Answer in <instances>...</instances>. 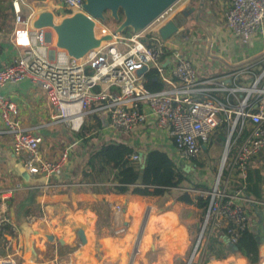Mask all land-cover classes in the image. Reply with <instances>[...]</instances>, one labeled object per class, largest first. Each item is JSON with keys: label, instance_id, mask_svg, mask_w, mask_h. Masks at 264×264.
<instances>
[{"label": "built area", "instance_id": "obj_1", "mask_svg": "<svg viewBox=\"0 0 264 264\" xmlns=\"http://www.w3.org/2000/svg\"><path fill=\"white\" fill-rule=\"evenodd\" d=\"M10 1L14 20L8 40L13 53L7 61L0 56V88L25 80L38 85L52 109L50 117L70 131H80L88 116L96 113L108 120L107 127L117 131L145 126L161 135L166 133L175 160L184 168L192 167L213 133H223L224 150L214 184L207 190H195L208 199L205 227L196 240L199 264L208 227L207 234L218 228L227 241H239L240 231L249 226L243 203L252 199L242 195V186L232 192L227 187L235 176L238 180L253 174L264 189V158L256 160L264 151V53L231 65L219 76L199 75L194 59L178 48L166 58L163 45L169 39H161L159 29L189 2L178 0L146 28L129 36L105 25L97 34L95 27L100 20H95V37L109 35L110 39L74 57L55 45L50 27L33 26L42 11L32 15L27 0ZM53 4L62 10L61 18L84 11L83 0H53ZM47 11L52 13V23H59L53 10ZM225 21L227 29L243 39L262 32L264 0H229ZM143 67L146 69L138 74ZM151 69L164 84L163 89L146 88L144 74ZM0 120L11 136L13 153L25 156V172L30 178L38 177L37 186L42 190L54 186L52 178L67 166L72 145L65 143L55 157L43 156L41 136L21 126L16 103L2 93ZM18 188L19 184L13 189ZM115 231L120 234L124 227ZM0 264H16L15 255L0 256ZM255 264H264V256Z\"/></svg>", "mask_w": 264, "mask_h": 264}, {"label": "crops", "instance_id": "obj_2", "mask_svg": "<svg viewBox=\"0 0 264 264\" xmlns=\"http://www.w3.org/2000/svg\"><path fill=\"white\" fill-rule=\"evenodd\" d=\"M27 2L31 6L32 15H36L40 11L48 9V10H53L55 12V15L58 16L56 17L58 20L62 19L61 18L62 11L60 12L59 5L53 4V0H44L43 2H38V3H34V2L31 3L29 1ZM187 4L188 6L190 5V8L192 6L195 7V10L192 14L193 15L192 19H194V22L193 23L191 22L192 26L198 24L206 28H212L214 30V35H216L217 40L219 41V43L223 48V51L219 54V57H217L215 60L213 58H210L208 60L210 62L213 60L211 62L210 68L208 66H205L204 62H202L201 60L192 57L194 59L195 68L199 73V75L201 76L222 75L226 71V69L229 68L231 65L238 62L254 60L259 55L264 53V26L262 32L255 33L247 39H243L242 37L236 36L227 29L225 23L226 22L225 17L227 10L229 8V0H206V1L201 0L198 4H193L192 6L189 0ZM186 5L182 6L180 9L182 10V8L185 7ZM187 12L189 11L187 10ZM181 28H182L181 31H187L185 27L181 26ZM195 48H198V46H196ZM215 52L216 53L218 52L217 49L215 50ZM11 53L13 52H10L9 48L2 51L0 53V56L1 55L4 56L2 61L9 60L11 58ZM20 82H24V84H22L19 87H16V90H14V92H16L15 94L12 92L6 93L5 91H3L4 86L0 88V93L8 96L11 100H13L16 103V105L17 103L20 104V102L23 101L21 100L23 96H21L20 93L26 95L28 99L31 100V102L33 103L32 106H36L38 99L42 100L43 104H45L46 100H45L44 92L40 89L38 85L26 80ZM37 90L42 91L41 93H43V95L38 93ZM19 120H20V114H19ZM21 120L23 124L21 125L22 127L32 130L33 132H37L39 135L41 133V128L43 129L46 126L44 125V123L40 124L38 120H34V118H30V117L28 120L23 118ZM23 120L26 122H24ZM39 120L41 121V119ZM140 128H147V130H150L152 134L157 137L156 139V141L158 142L157 146L159 148H163L166 152L170 153L175 158V151H173L174 148L171 143V139L164 135L166 133L161 135V133L157 132L154 129H150L145 126H141ZM11 143H12L11 136L3 129V125L0 120V201L2 197H12L14 190H17L13 188L17 184H19V188H18L19 190L22 189L23 191V189H29L28 191L24 190L25 192L23 193H21L20 191L19 198L21 199V205L27 204L25 201L26 198H29V200L31 199V202L28 203L32 207L33 217L29 221H22L21 223L16 225L15 219L13 218L14 217L13 209L10 208L9 217L11 223L14 225V227H16L15 229L16 236L14 238V235L11 234L12 230L8 234L4 233L3 238L0 236V256L5 255V253L9 251L11 252L19 251L20 252L19 255H21L22 260H24L23 264H34V261L41 258V255L43 254L45 249H47L48 246L50 247V249H52V247L54 248L55 246L51 254V256L53 257L51 258V260H48L47 262L48 264H63V262L67 263L69 258L71 257L70 255L77 250L78 247L71 246L73 247L74 250L71 253H69L68 257L67 258L63 257L64 259L63 258L59 259L58 251H57L58 243L54 244L56 240V236L54 235V233L57 234V231L52 232V230H47L46 228L48 226H46V224L45 225L37 224L38 222L37 219L36 221H34V213H35L34 211L37 205H41L39 204L40 203L39 198L41 197L51 198L53 199L54 202H58V201L69 202L71 206H74V210H71V214H76L80 211L81 212L83 211L79 206H77L79 203H81V205L82 203L84 204L87 203L89 205V203L92 201L105 200L111 203V208L113 207V204L114 205L120 203L126 204V213L129 212L130 215L132 216L131 219L132 224L128 230L130 232L136 231L137 222L138 219H140V215L142 214L141 215L142 217L145 214V212L143 214V211L147 209L150 210V212L146 216V220H147L146 231L143 232L139 237L138 243L136 244V248H135V252L138 254H143V257H140L139 260L137 261L133 260L131 263L127 262L126 264H174V260L172 258L173 253L183 252L185 250V247L187 245L188 230L186 224L180 220L181 218L178 219V214L182 212L195 214L194 212L196 208L195 206H193L192 203L183 202L171 196H142V195H134V194L96 193V192H87L82 190L68 191V192H48L49 193L48 194L44 192L46 190H42L37 186L38 177H35L33 179L30 178L29 175L28 177L24 175L25 169L23 171L21 167L25 166L24 165L25 156L14 154L12 151ZM206 148L207 147H205V149L203 150H206ZM40 151L41 154L43 155V150H41V148ZM57 154L58 152L53 153L51 158L55 157ZM262 158H264V152H261L260 155L256 157V160H260ZM176 164L179 165L177 161ZM182 167L184 168L183 165ZM187 169L191 171V169L193 168L190 167ZM237 183L239 187L242 186V189L248 188L259 194V200L256 201L252 199V201H247L250 203H255V205L250 206L252 208V212L250 213L248 227L253 231H257L258 227H261L262 225L264 228V221L262 220V218L264 219V217H262L263 214H261L263 212L259 208L260 205L264 204V189L259 186L253 174H249L247 178L238 179ZM53 184L54 186H52L51 188H57V187L59 188L66 186L65 183L55 184L53 182ZM10 189L13 190L10 191ZM30 190L35 191V194L33 195L29 194L28 192ZM61 196H69L70 198L61 200ZM50 205L51 203L49 202V204H46L45 208L49 207ZM84 209H86V211H89L87 207H85ZM153 210L163 212L162 215H164L165 223L162 226L159 224L157 218L154 217V213L151 212ZM89 213H92L94 215L92 211H89ZM47 214L49 213L47 212ZM112 218L113 216H111V226H112ZM42 225L43 227H41ZM83 231L86 232V230L84 229ZM155 232H157L160 235V240L158 241L159 243L157 244L163 248V252L155 258H149L146 257L145 255H147L150 252L151 248L153 247L150 234ZM49 236H52V239H49ZM45 237H47V240L49 242H47L46 239L44 240ZM141 237L144 239V242H141L140 245L138 246ZM8 238H11V242L14 240L13 241L14 243L12 245V247H14L15 249L14 251L11 249L12 247L6 242ZM101 238L104 248L106 250H110L112 253H116V252L124 253L126 245L113 244L110 234H103ZM239 241L247 245L251 250L258 252L259 259L262 256H264V244L263 245L260 244L257 251L254 247V245L257 244L249 240L247 237L240 235ZM61 245H65V244H61ZM9 246L11 248H9ZM21 251H23L22 254ZM82 252L79 251L77 252V254L75 255V261H73V263L71 264H100L95 261V259L93 258V256H91V254L86 255L85 253ZM230 261L233 262L232 264H245V263L247 264L246 259L236 252L229 254L225 259H221V260L210 259L209 262H207L206 264H230L229 263ZM186 262L183 261L181 264H186ZM115 264H122V260H119Z\"/></svg>", "mask_w": 264, "mask_h": 264}, {"label": "rangeland", "instance_id": "obj_3", "mask_svg": "<svg viewBox=\"0 0 264 264\" xmlns=\"http://www.w3.org/2000/svg\"><path fill=\"white\" fill-rule=\"evenodd\" d=\"M179 4V3H178ZM182 9H186L189 12L187 15L182 14L181 12H178V14L174 17V20L181 25L182 27H185L187 31H182L179 34L172 35L169 37V41L167 43H164L163 45V55L166 56V58L171 57V53L174 49L178 48L182 50V52L188 56L195 57V59L201 60L204 62L205 66L211 67V62L208 61L210 58H213L214 60L219 57V54L223 51V48L219 41L217 40L216 35H214V30L212 28H206L204 26H200L196 24L195 26H192L191 22H194V19H192V14L194 11H191L190 5L188 4L183 7ZM29 11V9H28ZM47 11V10H46ZM62 10H60L61 12ZM54 12V11H53ZM55 13V12H54ZM62 14V12H61ZM105 20L100 21V23H97L96 25V32L99 33L98 29L101 25H105L109 27L110 29H115L118 25L119 21L112 19L109 16V13L105 12ZM123 35L129 36L132 34V31L130 28H126L123 32ZM155 35V34H154ZM187 35V37H186ZM10 47L9 40L7 42ZM198 46V48H195ZM8 47V48H9ZM217 49V53L215 50ZM214 56V57H213ZM220 63V61H219ZM24 84V82H15V83H7L3 87V91L6 93L14 92L16 90V87L21 86ZM38 93L43 95L41 93L42 91L37 90ZM21 98L20 104L17 103V107L20 114V123L22 124V118L28 120L30 118H34V120H38L40 124L44 123L45 128H41V139L42 142L40 144L41 150H43V156H49L51 157L53 153L58 152L61 147L64 146L66 142L69 141L71 138L74 139L75 135L74 132L70 131L65 124L54 122V120L50 117V111L52 110L49 105L46 103L43 104V101L38 99L36 106H32L31 100L28 99V97L22 93H20ZM46 112V113H45ZM23 113V114H22ZM41 119V121L39 120ZM24 121V120H23ZM26 122V121H24ZM88 124L94 122L93 120H90V117L86 120ZM25 124V123H24ZM108 125L102 127V128H96L88 132L86 136H91V138H88V142L83 144L82 150L77 149V153H82L84 149H87L89 145H99V143L103 141H107L110 139L113 140H126L132 145H136L139 148H147V147H158V142L156 141L157 137L152 134L150 130H147V128H137L129 132H122L117 131L114 129H111L110 127H107ZM217 132L213 133L211 136L210 142L207 144L206 150H203L202 153L199 155L198 158H196L192 162V168L189 174V178L191 179V182H202L205 185H207L209 188H211L214 184L215 177L217 175V172L220 167L221 158L224 150V144L225 140L217 139L218 137ZM85 136V137H86ZM83 139H78V144L83 143ZM175 151V150H173ZM174 153V152H173ZM71 162V161H70ZM195 162H201V166H196ZM69 169V164L66 166V172ZM63 187H57V188H48L46 193L48 192H62ZM178 193L177 191L173 192L172 194ZM49 194V193H48ZM9 197H2L0 201V236H2L4 233H9V208L13 209L14 213V219H15V203L16 201L9 202ZM45 200V201H44ZM62 200V199H61ZM39 201L41 205H37L35 208L34 213V221L36 219L38 220L37 224H43L48 226L47 230H52L56 236L55 243H61V244H67L70 247H78L77 250L72 253L67 263L63 264H71L73 261H75V255L77 252H87L88 254H91L95 261L100 264H115L119 260H122V264L131 263L133 260H139L140 257H143V254H138L135 252L136 244L138 243V239L141 236L143 232L146 231V216L150 212V210L143 211V214H145L138 219L137 222V229L136 231H128L129 227L132 224V216L130 213H126V204L120 203L117 205L113 204L112 207V226L107 228L105 233H96L95 231V221H96V215L95 213L88 207L89 205L86 203L78 204L83 211L78 212L76 214H71V210H74V206H71V204L67 201H58L54 202L53 199L47 198V197H41L39 198ZM44 201V202H43ZM158 201V200H157ZM155 201V202H157ZM51 203V205L47 208H45L46 204ZM11 204V205H10ZM13 204V205H12ZM81 205V206H80ZM244 207L248 211V215L250 217V213L252 212V208L248 204H244ZM260 205V204H259ZM118 206V207H117ZM193 206H195L193 204ZM85 207L88 208L89 211H92L94 213V220L93 225L90 228L89 231H87L81 224V222L78 220L79 215H84V218H87L89 215V211H86L84 209ZM195 214L192 213H179L178 219L181 218L184 222L187 223H198L200 224L199 231L197 233H187V245L185 247V250L183 252H175L172 255V258L174 260V264H181L183 261L186 262L194 249L198 234L200 232L201 226L203 224V220L206 214V211L203 212L201 208H198L195 206ZM260 210L264 211V204L260 205ZM207 210V208H206ZM47 212L49 214H47ZM154 213V217L157 218L159 224L162 226L165 222L163 212H159L156 210L151 211ZM43 219V222H42ZM16 222V221H15ZM42 222V223H40ZM183 222V223H184ZM43 225L41 227H43ZM26 226V225H25ZM24 226V227H25ZM38 226V225H37ZM66 226L69 229L70 238H66L62 233H60V230ZM124 227V231L120 234L116 233L115 229L117 227ZM79 228H83L86 230L84 232L85 234V241L83 242L80 237L78 236V230ZM16 229V227H15ZM12 231H14V227L12 228ZM5 234V235H6ZM53 234V233H52ZM103 234H110L112 238L113 244H123L126 245V248L124 250V253H112L110 250H106L104 248V245L102 243ZM151 241L153 244V247L151 248L150 252L145 255L149 258H155L158 255H160L163 252V248L159 246L157 243L160 240V235L155 232L151 233ZM125 238V239H124ZM194 238V240H193ZM47 242V237L44 238ZM4 240V239H3ZM131 240V241H130ZM14 241V240H13ZM11 242V238H8L6 242L12 247L14 242ZM46 243V242H45ZM2 245V244H1ZM9 246V248H11ZM49 247V246H48ZM45 249L43 254L41 255V258L34 261V264H48V260H51L53 256L52 249L50 247ZM22 248V247H21ZM13 251L15 250L14 247L11 248ZM153 250V251H152ZM23 251H21L22 254ZM13 253L16 258V264H23L24 260H22V257L19 251L14 252H7L6 254ZM4 255V256H5ZM64 259V258H63ZM67 260V259H66ZM72 260V262H71ZM126 261V262H125ZM199 256L198 251L195 252V254L192 257L190 264H199ZM230 264L233 262L230 261ZM246 264V263H245Z\"/></svg>", "mask_w": 264, "mask_h": 264}, {"label": "trees", "instance_id": "obj_4", "mask_svg": "<svg viewBox=\"0 0 264 264\" xmlns=\"http://www.w3.org/2000/svg\"><path fill=\"white\" fill-rule=\"evenodd\" d=\"M31 3L43 2L44 0H27ZM201 0H190L191 6L198 4ZM206 1V0H205ZM24 10V9H23ZM178 14V13H177ZM176 16V15H175ZM174 16V17H175ZM123 14L119 10V19L122 20ZM13 5L10 0H0V53L9 47L8 35L13 28ZM10 48V47H9ZM146 88L151 91H157L164 88V84L157 78L156 71L151 69L144 74ZM94 122L88 124L85 122L80 131L74 132L75 138L67 143L71 144V152L68 157L69 169L66 172V167L61 173L55 175L52 180L55 184L65 183L61 189L62 192L68 191H87L96 193H116V194H134L142 196H171L177 200L192 203L203 212L206 211L208 199L200 196L195 190H207L209 187L198 181L191 182L189 178L190 171L186 172L182 165H177L175 158L163 148L147 147L139 148L132 145L126 140H107L99 143V145H89L82 153H77V149L82 150L83 144L88 142L86 136L88 132L96 128H102L108 124V120L101 114H90ZM86 136V137H85ZM82 138L83 143L78 144V139ZM217 139L225 140V135L219 133ZM132 154L139 155L137 159H131ZM71 161V162H70ZM196 166H201V162H195ZM71 183V185H70ZM239 185L237 177L231 179L227 191L232 192ZM22 189L14 190L13 196L9 197V202L15 203V224L18 225L22 221H29L33 217L32 207L28 202L31 199L26 198L27 204L21 205L19 192H25ZM177 191L178 193L172 194ZM29 194H35V191L30 190ZM241 193L244 197L253 200H259V194L248 189L241 188ZM125 196V195H124ZM70 198L69 196H61V199ZM80 204V203H79ZM244 204L250 206L255 203L245 201ZM11 205V204H10ZM13 205V204H12ZM96 215L95 231L98 234L105 233L107 228L111 226L112 208L111 203L105 200L92 201L88 206ZM10 211V208H9ZM264 217V211H262ZM78 216V220L84 228L89 231L93 225L94 215L89 213L87 218ZM184 222L182 219H180ZM264 221V219L262 218ZM189 233H197L200 228L198 223H186ZM10 224V223H9ZM4 226V225H3ZM2 226V227H3ZM1 227V228H2ZM14 226L10 224L9 232ZM0 228V229H1ZM206 231V245L201 257V263L206 264L210 259L221 260L231 254V244L237 246L236 253H239L246 259L247 264H255L259 260V253L251 250L241 241L231 243L227 241L224 233L214 228L210 231L209 227ZM66 238H70L69 229L62 228ZM11 233H13L11 231ZM242 236L247 237L258 251L259 245L264 244V228L263 225L258 227L257 231L251 230L249 227L240 231ZM2 237V236H1ZM194 240V238H193ZM73 247L69 245L57 244L59 259L67 258L69 253L73 251ZM90 255L87 252H82Z\"/></svg>", "mask_w": 264, "mask_h": 264}, {"label": "water", "instance_id": "obj_5", "mask_svg": "<svg viewBox=\"0 0 264 264\" xmlns=\"http://www.w3.org/2000/svg\"><path fill=\"white\" fill-rule=\"evenodd\" d=\"M178 0H83V10L72 15L65 16L57 24L52 23V13L50 11H42L37 19L33 21L34 27H50L55 34V45L58 48H63L67 53L74 57H80L92 48L97 47L101 40H109V35H104L101 38H96L94 35L95 20L104 21L106 16H109L119 21L114 29L118 32H123L126 28H130L132 32H140L152 23L159 15L174 5ZM119 10L122 11L123 18L119 19ZM195 7H191L194 11ZM181 13L187 15V10L182 9ZM180 25L173 19L168 20L159 29L161 39H168L178 31ZM187 37V35H186ZM146 67L137 71L141 74ZM24 171V167H21ZM185 171L187 165L185 166ZM24 175L28 177V174ZM205 224L203 223L198 234V239L203 232ZM78 236L84 242L85 234L83 229L78 230ZM52 239V236H49ZM196 244L192 250L186 264H190L195 253ZM230 250L232 253L237 251V246L231 244Z\"/></svg>", "mask_w": 264, "mask_h": 264}, {"label": "bare ground", "instance_id": "obj_6", "mask_svg": "<svg viewBox=\"0 0 264 264\" xmlns=\"http://www.w3.org/2000/svg\"><path fill=\"white\" fill-rule=\"evenodd\" d=\"M60 21H61V20H60ZM60 21H59V22H60ZM101 22H102V21H101ZM95 31H96V27H95ZM96 33H97V32H96ZM262 152H264V151H262ZM260 153H261V152H260ZM260 153H258L256 157H258V156L260 155ZM9 223L12 224L11 221H10V217H9ZM12 225H13V224H12ZM13 226H14V225H13ZM11 234H13V235H14V238H15V236H16V234H15V227H14V231H13V233H11ZM130 241H131V240H130ZM141 242H144V239H143L142 237H141L140 240H139V244H138V246L140 245Z\"/></svg>", "mask_w": 264, "mask_h": 264}]
</instances>
